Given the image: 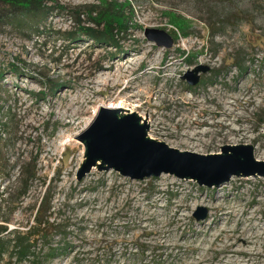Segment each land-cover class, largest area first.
<instances>
[{
  "label": "rangeland",
  "instance_id": "1",
  "mask_svg": "<svg viewBox=\"0 0 264 264\" xmlns=\"http://www.w3.org/2000/svg\"><path fill=\"white\" fill-rule=\"evenodd\" d=\"M43 2L46 14L17 19L0 0V148L12 163L0 188H14L26 160L38 176L9 226L31 219L49 182L69 249L48 264H264V175L211 186L95 166L76 176V135L102 105L136 111L151 137L181 150L250 143L264 160V0ZM106 23L116 42L78 28ZM145 27L167 31L172 44L149 40Z\"/></svg>",
  "mask_w": 264,
  "mask_h": 264
},
{
  "label": "water",
  "instance_id": "2",
  "mask_svg": "<svg viewBox=\"0 0 264 264\" xmlns=\"http://www.w3.org/2000/svg\"><path fill=\"white\" fill-rule=\"evenodd\" d=\"M144 31L149 40L160 46H169L173 42L172 36L161 28L145 27ZM199 68L184 74L189 82L197 80ZM147 129L148 122L134 110L100 106L76 135L84 146L77 178L83 177L93 166L99 170L112 168L136 179L168 172L191 177L208 186L219 185L232 174L264 175V160L254 156L253 144H226L221 151L199 153L181 150L151 137ZM193 215L199 220L206 216V210L199 206Z\"/></svg>",
  "mask_w": 264,
  "mask_h": 264
},
{
  "label": "trees",
  "instance_id": "3",
  "mask_svg": "<svg viewBox=\"0 0 264 264\" xmlns=\"http://www.w3.org/2000/svg\"><path fill=\"white\" fill-rule=\"evenodd\" d=\"M5 1L11 5L9 15L17 19L44 15L48 9L44 0ZM122 15H117V17L121 18L119 24L125 26L122 18L125 16ZM111 21L113 20L111 19ZM78 28L97 41L112 40L116 42L112 27L108 23L99 29L84 24L78 25ZM71 38L73 37L71 36ZM11 69L16 72L18 68L15 64H11ZM1 75L2 69H0ZM5 91L0 81V93ZM11 170L12 163L0 148V182L10 178ZM36 177H38L36 165L26 160L19 166L16 176L17 183L14 188L10 191L4 187L0 188V264H48L50 258L63 255L69 249V243L67 244L65 240L64 224L56 220L54 211L51 209L49 182L31 205V219L29 220L30 216H28L26 222L21 220L13 227L9 226L14 220L13 213L28 195L29 188ZM55 235H58L59 238L55 239Z\"/></svg>",
  "mask_w": 264,
  "mask_h": 264
}]
</instances>
